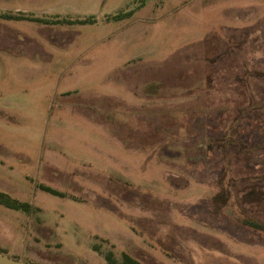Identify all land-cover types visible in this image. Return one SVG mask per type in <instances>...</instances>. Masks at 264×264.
I'll return each instance as SVG.
<instances>
[{
    "label": "rangeland",
    "instance_id": "obj_1",
    "mask_svg": "<svg viewBox=\"0 0 264 264\" xmlns=\"http://www.w3.org/2000/svg\"><path fill=\"white\" fill-rule=\"evenodd\" d=\"M0 192L14 260L264 264V0H0Z\"/></svg>",
    "mask_w": 264,
    "mask_h": 264
},
{
    "label": "trees",
    "instance_id": "obj_2",
    "mask_svg": "<svg viewBox=\"0 0 264 264\" xmlns=\"http://www.w3.org/2000/svg\"><path fill=\"white\" fill-rule=\"evenodd\" d=\"M0 204L8 206V207H17L19 204L16 201H12L7 195H5L4 193L0 192ZM18 204V205H17ZM250 225L254 226V227H260V225L258 224H254V222L250 223ZM106 259L108 260L109 264H138L135 260L124 256L123 261L121 263L116 262L113 258H111V255H107L105 256Z\"/></svg>",
    "mask_w": 264,
    "mask_h": 264
},
{
    "label": "water",
    "instance_id": "obj_3",
    "mask_svg": "<svg viewBox=\"0 0 264 264\" xmlns=\"http://www.w3.org/2000/svg\"><path fill=\"white\" fill-rule=\"evenodd\" d=\"M0 264H29L21 260H14L0 254Z\"/></svg>",
    "mask_w": 264,
    "mask_h": 264
}]
</instances>
